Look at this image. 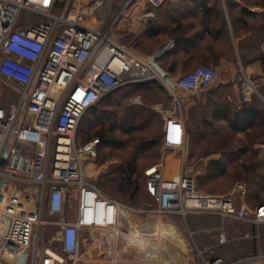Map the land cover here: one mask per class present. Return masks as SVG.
Returning a JSON list of instances; mask_svg holds the SVG:
<instances>
[{
  "label": "built area",
  "instance_id": "2783aa9c",
  "mask_svg": "<svg viewBox=\"0 0 264 264\" xmlns=\"http://www.w3.org/2000/svg\"><path fill=\"white\" fill-rule=\"evenodd\" d=\"M164 1L105 0L89 7L85 0H69L62 11L61 0H0V87L11 98L8 105L0 104L2 264H14L23 253L26 264H62L66 259L77 264L85 235L95 232L105 237L86 241L87 250L94 246L107 254L108 264H121L117 242L122 223L139 211L109 200L93 185L85 166L95 158L99 140L79 144L77 131L97 103L122 87L152 81L171 100L162 120L161 148L177 164L164 156L144 170V192L156 207L146 213L183 220L216 217L222 223L218 245L226 243L225 224L264 225V204L248 207L244 184H235L223 196L204 194L186 169L184 116L176 109L183 97L216 87V70L199 66L171 78L157 64L167 46L140 57L114 37L119 21L138 3L157 7ZM239 90L243 102L254 95L264 105V94L244 75ZM2 99L0 94V103ZM141 104L139 97L128 99L129 106ZM157 111L163 114L161 108ZM45 217L54 218V250L42 245L40 230L49 225ZM241 239L258 240L259 235L245 233ZM212 254L211 249L199 252L200 264H264L262 251L228 262Z\"/></svg>",
  "mask_w": 264,
  "mask_h": 264
},
{
  "label": "rangeland",
  "instance_id": "374dc122",
  "mask_svg": "<svg viewBox=\"0 0 264 264\" xmlns=\"http://www.w3.org/2000/svg\"><path fill=\"white\" fill-rule=\"evenodd\" d=\"M104 1L85 0V3L89 7L94 4L100 6ZM237 4L240 3L231 0L219 1V6L222 8L224 5ZM241 4L249 6L257 4L260 7H256L255 17L245 20L247 28L244 29L242 33L244 38L239 43V48L242 50L239 60L233 61L230 68L228 65H221L218 68L206 65L217 72V89L211 94L207 92L183 97L181 107L176 111H180L184 116L191 133V136H188L186 169L194 177L198 191L208 195L223 196L229 193L235 184L240 183L250 189L244 202L255 204L264 202V189H261L264 188V126L254 125L251 128L234 131L226 122L217 123L212 118L213 107L208 102L210 100L219 104L225 102V96L222 97L221 94L225 93L222 89L224 86L239 89V84L233 82L232 76H237L241 80L244 75L256 87L258 93L264 94V0L242 1ZM144 7L152 6L145 4ZM60 8L62 11L67 10L69 0H61ZM116 31L115 39H117ZM134 90L118 92L110 99L101 101L94 113L89 112L81 119L78 127L82 141L98 139L94 134L100 129L104 131L105 142L100 144L95 158L85 166L86 175L93 183L97 184L101 176L136 159L139 190L132 199L129 200V196L116 193L110 194L101 189L105 196L139 211L137 214H130L129 219L122 223L123 236L117 242L118 261L121 264H166L163 258H168L169 253L177 256L171 261L175 264H200L199 252L205 249H211L213 252L211 256L219 257L225 262L250 256L258 251L264 252V225L256 228L241 224H225L223 228L226 243L218 245L222 223L216 217L202 216L183 220L175 215L158 216L154 213H146L155 210L156 207L144 192L143 170L149 165L158 163L164 156L169 163L177 164L176 158L168 152H163L160 144L164 112L172 107L167 94L159 87L154 88L151 82L134 86ZM0 94L3 96L0 104L8 105L11 98L6 97L8 95L6 89L0 87ZM132 96L139 97L142 104L129 106L128 99ZM253 97V104L258 109L264 110L260 99L254 95ZM159 108L162 109L163 114L157 111ZM110 129H113V132H109ZM152 141H158L159 146L143 154L137 153V146L148 145ZM216 161L220 163L218 167H214ZM211 172L215 174L214 177L210 176ZM238 173L241 176L237 177ZM258 184L259 186H256ZM255 194L258 195V202L253 199ZM44 222L49 225L40 230L42 245L54 250L57 248V244L52 241L55 236V229L51 225L54 218L45 217ZM131 231H136L138 236L147 242L146 249L140 246L133 247L127 243L124 235ZM170 233H174L184 242L183 252L177 249L168 237ZM245 233L253 235L257 233L259 239L243 240L241 236ZM104 237L103 232H95L91 236L85 235L83 239L85 242L82 241L80 248V261L77 264H108L106 253H99L94 246L91 247L94 250H87L86 241L102 240ZM157 240L161 245L157 250H153L152 243ZM165 246H168L167 249ZM161 248L167 251V253L163 252L164 257ZM62 264H71V262L66 259Z\"/></svg>",
  "mask_w": 264,
  "mask_h": 264
},
{
  "label": "trees",
  "instance_id": "16d2710c",
  "mask_svg": "<svg viewBox=\"0 0 264 264\" xmlns=\"http://www.w3.org/2000/svg\"><path fill=\"white\" fill-rule=\"evenodd\" d=\"M219 1L220 0H177L174 4H169V3L164 4L160 6L161 10L157 12V19H159V24L156 23V25L152 26V23L148 22L142 35L137 36V37L127 36L125 40L124 39L119 40V43H121L122 45H124L126 48H129V49H133V48L146 49L148 44L152 43V38L162 35V36L171 37L174 40V42L179 45L181 40L190 39V38L186 39V36H188L191 33L192 26L197 24L196 17L200 16L199 17L200 20L198 23L201 25H205V27L203 28V31L200 34L199 33L198 34L200 36L205 37L206 39L208 38L209 40H212V43L218 42L221 38H223L222 42L224 45V38L225 36H227V30H226L227 24H226V20L222 16L223 15L221 11L222 7L219 6ZM242 1L249 2V0H241L240 2H236L240 4L223 6V8L225 7L226 9V13L228 15V18L231 24L232 36L235 39L244 37L242 33L244 32V29L247 28V23L245 20L253 16L255 17V13H251L247 8H250V7L259 8L260 7L257 4H253L250 6L242 5L241 4ZM163 19L165 21H163ZM211 19L214 20L213 23ZM211 23L214 25L212 28L209 26L211 25ZM199 35L198 37H200ZM212 43L208 41L206 42V45H205L206 51L210 52V54H213V58H211L210 56L207 59L208 60L212 59L213 62L216 64L217 58H215V53H213V49L210 45ZM239 51H240V54H239V57H240L242 50L239 48ZM230 52L231 53L233 52V48L231 46L229 47V53ZM157 64L168 76H170L171 78H174L172 76L171 71L166 70L163 64H160V60H157ZM206 65L211 66L208 63L204 65H200V66H206ZM190 72L191 71L185 72L181 76L186 75ZM151 83L154 88L158 89L159 87V89H161L157 82L152 81ZM132 89L133 91H135L134 86L122 87L119 90L112 93L111 95H109L108 97H106L105 99H103L102 101L110 99L112 96H114L118 92H123V91L130 92L129 90H132ZM207 92L211 94L212 92H215V91L213 89L212 90L210 89L206 91V93ZM208 102H209V105L213 107L212 108V118L218 121L219 120L225 121L228 124L229 128L234 131L239 130L240 128L241 129L251 128L254 125L264 126V110L247 107L246 104H244L239 110H230L228 109V107L222 106L223 104L219 105L218 102L211 101V100ZM99 103H97L94 107L88 110L87 113L89 112L94 113ZM109 132H113V129H110ZM190 134L191 133L189 131V128H187L186 129L187 138L188 136H191ZM94 136L98 137V140H99L98 148H99L100 144L102 142H105L104 141L105 140L104 131L100 129L94 134ZM77 140L79 144H84L92 139H87L85 141H82V139L79 136V132L77 131ZM160 144H161V139H160ZM157 146H159V142L152 141V143H149L148 145L141 144V146L139 147L137 146L136 150H137V153L143 154L145 152H148L149 150L154 149ZM219 164H220L219 161L214 162V167H218ZM152 165H149L146 168ZM143 172H142V180H143V187H144ZM136 174H137L136 159L134 158V160L131 161L129 164L125 166H121L115 170H111L110 172L101 176L97 184L93 182L92 183L102 194L103 192L101 191V189H104L110 194L116 193L121 196H129L128 199L130 200L135 194H137L139 190V180H138L139 176H137ZM214 175L215 174L213 172L210 173V176L214 177ZM239 176L241 175L238 173L237 177ZM245 186L247 188V195H246L247 197L249 195L250 189L247 185ZM256 186H259V184ZM261 189H264V188L262 187ZM105 197L111 201L123 203L121 201L109 198L107 196ZM253 199L254 201L259 200L258 195L255 194ZM246 204H248L250 208H254L255 206L259 204H264V202L262 201V203L258 202L255 204H249V203H246Z\"/></svg>",
  "mask_w": 264,
  "mask_h": 264
},
{
  "label": "crops",
  "instance_id": "0c3cea01",
  "mask_svg": "<svg viewBox=\"0 0 264 264\" xmlns=\"http://www.w3.org/2000/svg\"><path fill=\"white\" fill-rule=\"evenodd\" d=\"M177 0H165L161 5L157 7H144L145 3L140 2L136 5V7L130 9L126 15L119 21L117 25V40H121L127 37H137L142 35L144 32L146 25L148 22L152 23V26L159 24V19H157V12H159L160 6L164 4H174ZM251 13L256 12L255 7L247 8ZM219 10V9H218ZM222 16L226 20V30H227V36L224 38V45H223V38H221L218 42L212 43V40L206 39L203 36H200L199 34L203 31V28L205 25L199 24V17H196L197 24L193 25L191 28V33L186 36L187 40H181L179 45L174 42V40L171 37L168 36H157L155 38H152V43H149L146 49H139V48H133L131 49L136 55L140 57H147L150 54H153L156 50H158L161 47L167 46V49L165 50L163 56L158 59L160 60V64H163L164 68L166 70H170L172 73V76L174 78L180 77L183 73L192 71L196 67L200 65H204L206 63L210 64L213 67H220L221 65H228L230 68L231 65H233V61L239 60V43L243 40L244 37H241L239 39H235L232 36L231 32V24L228 18V15L226 13L225 7L221 9ZM220 11V12H221ZM163 21H165L163 19ZM194 21V20H193ZM213 23V19H211ZM211 23L209 25L211 28L214 26ZM199 33V34H198ZM198 35L200 37H198ZM197 36V37H195ZM210 42L212 44L211 47L213 49V53H215V58H217V63L215 64L213 60H208L207 58L211 56L213 58V54H210V52L206 51V42ZM230 42V43H229ZM233 48V52L229 53V47ZM232 76V80H233ZM234 82V81H233ZM236 83V82H234ZM239 84V82H238ZM218 85L214 88L217 89ZM211 89V90H212ZM222 89L225 90V93H221L222 97L225 96L222 106L228 107L230 110H239L244 104H246L247 107H252L255 109H258L256 105L253 104V98L251 97L250 101L243 102L241 100L240 96V90L237 88H229L227 86H224ZM229 90V91H228ZM206 93V92H204ZM220 105V104H219ZM215 120V119H214ZM217 123H222L225 121L222 120H215ZM185 130L188 128V125L186 123V120H184ZM188 147V138L186 136V143H185V149L187 151ZM157 250V248L155 249ZM163 257L164 254L162 253ZM153 256V253H152ZM175 256L171 255L168 256V258H163L166 261V264H175V262H171L175 260Z\"/></svg>",
  "mask_w": 264,
  "mask_h": 264
},
{
  "label": "bare ground",
  "instance_id": "6f19581e",
  "mask_svg": "<svg viewBox=\"0 0 264 264\" xmlns=\"http://www.w3.org/2000/svg\"><path fill=\"white\" fill-rule=\"evenodd\" d=\"M126 219H129V216H126ZM134 225V224H133ZM135 227V226H134ZM161 228H163V227H161ZM170 228V227H169ZM168 228V229H169ZM170 230H171V228H170ZM169 231V230H168ZM172 232H174L173 230H172ZM169 233V232H168ZM125 236V238L127 239V243L129 244V245H132L133 247H138V246H140L142 249H146L147 247H148V245H147V242H145L142 238H140L139 236H138V233L136 232V231H131V232H129L128 234H125L124 235ZM157 237H159V236H157ZM168 237L173 241V243H174V245L177 247V249H180L182 252L184 251V249H185V244H184V242L179 238V237H177V236H175L174 235V233H170L169 235H168ZM167 238V237H166ZM161 240V239H160ZM159 245H161L160 244V241H155L154 243H152V248H153V250H155L156 248L158 249V247H159ZM171 245H172V243H171ZM166 247V246H165ZM168 247V246H167ZM167 247H166V249H167ZM166 249L165 248H161V252L163 253H167V251H166ZM168 251H169V249H168ZM172 253V252H171ZM175 253V252H174ZM173 253V254H174ZM172 254H169L168 253V256H171ZM167 256V255H166ZM175 257H177V256H175Z\"/></svg>",
  "mask_w": 264,
  "mask_h": 264
},
{
  "label": "water",
  "instance_id": "95a60500",
  "mask_svg": "<svg viewBox=\"0 0 264 264\" xmlns=\"http://www.w3.org/2000/svg\"><path fill=\"white\" fill-rule=\"evenodd\" d=\"M233 81L236 82V83H238V82H239L238 77H237V76H234V77H233ZM5 156H6V155L4 154V155H3V159H2V161H1V164H3V161H4ZM27 258H28V255H27L26 253H23V254H21V255L18 257L17 261H16L14 264H26V260H27ZM0 264H2V263L0 262Z\"/></svg>",
  "mask_w": 264,
  "mask_h": 264
}]
</instances>
